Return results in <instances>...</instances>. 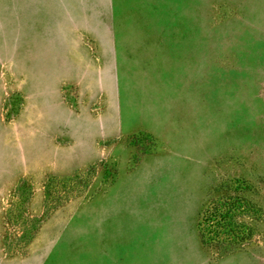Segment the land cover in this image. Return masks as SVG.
Returning a JSON list of instances; mask_svg holds the SVG:
<instances>
[{
  "label": "rangeland",
  "instance_id": "obj_1",
  "mask_svg": "<svg viewBox=\"0 0 264 264\" xmlns=\"http://www.w3.org/2000/svg\"><path fill=\"white\" fill-rule=\"evenodd\" d=\"M0 264H264V0H0Z\"/></svg>",
  "mask_w": 264,
  "mask_h": 264
},
{
  "label": "trees",
  "instance_id": "obj_2",
  "mask_svg": "<svg viewBox=\"0 0 264 264\" xmlns=\"http://www.w3.org/2000/svg\"><path fill=\"white\" fill-rule=\"evenodd\" d=\"M241 204V200L235 196L233 198H225L221 202H215L206 207L202 213L201 220L199 219L198 222L201 241L203 242L204 240V228L207 227H209L208 232H212L215 236L222 233L229 237L232 234L235 238L242 239L245 235L244 230L246 227L242 228L235 219V214L242 208ZM246 207L243 205V208Z\"/></svg>",
  "mask_w": 264,
  "mask_h": 264
},
{
  "label": "crops",
  "instance_id": "obj_3",
  "mask_svg": "<svg viewBox=\"0 0 264 264\" xmlns=\"http://www.w3.org/2000/svg\"><path fill=\"white\" fill-rule=\"evenodd\" d=\"M162 96H164V92L161 90ZM160 92V93H161ZM150 93V92H148ZM136 95V92L134 90L125 91L124 97L120 99L119 102V108H120V114L122 116L123 121V127L126 132H134L139 130H146L147 132H150L151 134L155 135V131H160V129H164L165 132L168 131L170 133L172 123L170 117L167 118H160L158 117V114L150 113V112H144L145 111V104L144 103H137L134 102L133 97ZM154 96L152 94H146V97ZM161 96V97H162ZM154 98V97H153ZM142 120V121H140ZM141 122H148V129L142 128V129H132V125H136V123ZM153 130V131H152ZM166 132V134H168ZM167 139L169 140L170 144L172 143V140L169 138V135H167Z\"/></svg>",
  "mask_w": 264,
  "mask_h": 264
}]
</instances>
